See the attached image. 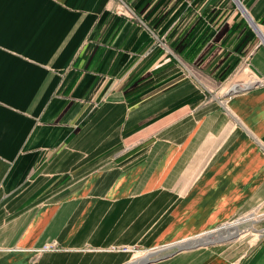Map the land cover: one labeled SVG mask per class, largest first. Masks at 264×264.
<instances>
[{"label": "crops", "instance_id": "obj_1", "mask_svg": "<svg viewBox=\"0 0 264 264\" xmlns=\"http://www.w3.org/2000/svg\"><path fill=\"white\" fill-rule=\"evenodd\" d=\"M257 212L264 0H0V264H264L208 243Z\"/></svg>", "mask_w": 264, "mask_h": 264}, {"label": "rangeland", "instance_id": "obj_2", "mask_svg": "<svg viewBox=\"0 0 264 264\" xmlns=\"http://www.w3.org/2000/svg\"><path fill=\"white\" fill-rule=\"evenodd\" d=\"M156 41H157V44L159 42H160V44L163 43V45H164L163 47L165 49L168 48L169 51H171L170 50L171 48H169V45L167 44V42H166V40L164 38L161 39L160 37H158V40H156ZM154 46H157V45L153 44V47ZM180 65L182 66V68L184 70H186V72L190 71L192 74H195L196 77L201 78L199 76V74L197 73L196 69L192 65L184 62L183 60H182ZM249 75H251L250 78H249ZM238 76H239V74L236 75V78ZM234 77H235V75L232 76V78H234ZM247 78H249L248 80H249V83L251 85L255 84V80L254 79L256 78V76H253V74H246V80H247ZM244 81L243 80L242 81H236V80L234 81V79H232V80H228L227 82H225L223 85H221L219 87V90H218V92H220V94H221L220 95V99H226L228 95L236 92V88L234 89V87H233V88L230 89V87H232V85L234 83L239 82L241 84V87L238 88V89H241L244 86H246V83H244ZM227 85H228V88L230 89L229 92L224 90V88H223L225 86L227 87ZM257 214H258L257 218H256V220L254 222H250L249 220L248 221H240L241 223L238 225V228L241 229V230H244V232H243L244 234L242 233V235H237V236L230 237V238H224V239H220V240L209 241L208 243L223 242V243L230 244L231 247H232V251L231 252H232V255H233L234 259H237L240 256H243V255L247 254L252 249V247L254 246L256 241L258 240V238H260V228L264 227V225H262L263 222L261 221V216L262 215H260V212H257ZM237 218H240V217H237ZM237 218L232 219L231 221H234ZM226 225H227V223H226ZM226 225H224V226H226ZM251 226L254 227V228L251 229L252 228ZM225 231H226L225 227H223V228L219 227V228H217L216 230L213 231V234H218L219 235V234L224 233ZM208 237L209 236H207L206 238H208ZM195 238L196 237H194L192 239H189V240L187 239V240L183 241L182 243H180L179 245L196 244L198 239L194 240ZM171 244H172V246H169V247H167V248H165V249H163L161 251H157V252L154 251V252L150 253V251L155 250L156 248L161 247V246H157V247H153L151 249H148V250L145 251V253H141V252L136 251L137 254H138V257H137L136 261H143V260H145V259H147L149 257L153 258V256H158V255H161V254H165L167 252H171V251L177 249L178 245H176V244L173 245V243H171ZM171 244H166V245H171ZM166 245H162V246H166Z\"/></svg>", "mask_w": 264, "mask_h": 264}, {"label": "water", "instance_id": "obj_3", "mask_svg": "<svg viewBox=\"0 0 264 264\" xmlns=\"http://www.w3.org/2000/svg\"><path fill=\"white\" fill-rule=\"evenodd\" d=\"M249 87H251V86H246V87H243V88H249ZM242 89V88H241ZM240 89H236V91H239ZM203 243H207V242H198V243H196V244H187V245H179V244H176V245H178V249H182V248H186V247H191V246H194V245H198V244H203ZM152 258H147V259H145V260H143V262H145V261H150Z\"/></svg>", "mask_w": 264, "mask_h": 264}, {"label": "built area", "instance_id": "obj_4", "mask_svg": "<svg viewBox=\"0 0 264 264\" xmlns=\"http://www.w3.org/2000/svg\"><path fill=\"white\" fill-rule=\"evenodd\" d=\"M244 83H246V82H244ZM255 83L257 84L258 83V78H255ZM250 85V84H249ZM260 233L261 234H264V227H262L261 229H260ZM57 248V245L54 243H50V244H47V245H45L44 247H43V249H56Z\"/></svg>", "mask_w": 264, "mask_h": 264}, {"label": "bare ground", "instance_id": "obj_5", "mask_svg": "<svg viewBox=\"0 0 264 264\" xmlns=\"http://www.w3.org/2000/svg\"><path fill=\"white\" fill-rule=\"evenodd\" d=\"M246 85H247V84H246ZM255 220H256V218L253 219V221L251 220L250 222H254ZM251 227H252V226H251ZM251 227H250V228H251ZM253 228H254V227H252L251 229H253ZM225 235H226V234H225ZM236 235H237V234H236ZM221 237H223V236H221ZM224 237H225V236H224ZM216 238H217V237H216ZM218 238H219V237H218ZM219 240H220V239H219ZM198 242H201V241L199 240V241H197V243H198Z\"/></svg>", "mask_w": 264, "mask_h": 264}]
</instances>
